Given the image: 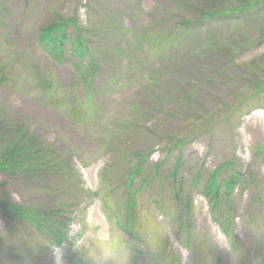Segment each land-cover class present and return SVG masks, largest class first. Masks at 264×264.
<instances>
[{"label": "rangeland", "instance_id": "1", "mask_svg": "<svg viewBox=\"0 0 264 264\" xmlns=\"http://www.w3.org/2000/svg\"><path fill=\"white\" fill-rule=\"evenodd\" d=\"M244 5L0 0V156L23 126L66 169L37 180L0 174V264H54L49 241L67 264H83L67 223L93 197L130 231L133 264H264V11L236 12ZM64 21L99 66L91 78L70 45L54 63L38 42L44 27ZM94 158L96 191L85 192L74 167ZM176 160L180 183L162 186L156 166L172 174ZM234 171L252 181L211 205L201 191L209 176L224 189ZM52 209L64 225L49 229L25 214L45 219Z\"/></svg>", "mask_w": 264, "mask_h": 264}, {"label": "trees", "instance_id": "2", "mask_svg": "<svg viewBox=\"0 0 264 264\" xmlns=\"http://www.w3.org/2000/svg\"><path fill=\"white\" fill-rule=\"evenodd\" d=\"M245 5L239 10H236L238 13H249V11L255 10V12L259 13L264 11V0H244ZM234 12H231V14ZM248 17V16H245ZM65 22V21H64ZM68 21L62 24H50L44 27L43 30L40 31L39 37V44L43 46V49L51 60L54 63H61L64 58L65 48L66 46L70 45L71 49V58H74V62L77 64V70L80 67H83V60L88 55L87 44L83 40L80 30L76 29V34H68L66 29V25H68ZM70 58V56H69ZM76 59V60H75ZM94 63V61H93ZM97 65L95 63L90 67L88 70L86 68L82 69V73L87 72L90 78L96 73ZM81 71V69L79 70ZM81 73V74H82ZM81 76V75H80ZM87 79L84 83L87 86L91 85V79H88V76H85ZM82 78V76H81ZM16 130V131H15ZM11 132V136L4 142L3 146L1 147V156H0V174L6 175L9 179L14 178L16 175L20 174L19 176L21 179L24 180H31V179H42L44 176L53 175L57 178L60 176H66V169L61 166V161L56 158V156H52V154L48 153L46 149H43L39 146L38 143H35L32 139L30 131L28 128L23 126L17 127V129H13ZM137 165L135 171L129 176V184L132 183L133 175H140L141 172V164L146 161L143 159ZM180 160H176L175 168L172 171V174L161 175L159 172L162 168L160 164L156 166V172H158V178L160 179V184L166 185L169 181L174 182L175 188L177 183H180L178 179V171L181 165ZM217 174L214 173L212 177L209 176L207 179L206 185L203 188V192L206 197L209 199L208 201L211 202L212 205L217 204L220 199V192H224L223 195H229L231 188L241 180L245 179L241 172L234 171L231 178H229V183L226 184L227 186L223 189L222 186L217 184L216 180ZM252 176H248V182L252 181ZM147 182V180H145ZM198 178L195 179V184L198 182ZM173 185V186H174ZM182 189V187H180ZM181 190L176 189V195L179 197L181 195ZM227 204V202H226ZM12 209V207H11ZM46 218L43 219V215L37 213L38 215L30 212H25L26 216L30 217L32 215L31 221L39 226H43L49 229L60 227L64 225V223L60 220L65 215H60L58 210H50L45 211ZM23 214H20L22 216ZM61 216V218H60ZM60 218V219H59ZM56 237V243L60 245L63 241L65 236L57 234L56 231H52Z\"/></svg>", "mask_w": 264, "mask_h": 264}, {"label": "clouds", "instance_id": "3", "mask_svg": "<svg viewBox=\"0 0 264 264\" xmlns=\"http://www.w3.org/2000/svg\"><path fill=\"white\" fill-rule=\"evenodd\" d=\"M100 164V159L94 158L74 167L83 191H96L97 185L91 181V177L98 172ZM67 224L71 251L81 258L83 264H133V254L126 242L124 231L99 197H93L82 205ZM137 232L156 250L146 233L139 230ZM46 244L52 247L54 264H67L63 247L51 245L50 241Z\"/></svg>", "mask_w": 264, "mask_h": 264}]
</instances>
